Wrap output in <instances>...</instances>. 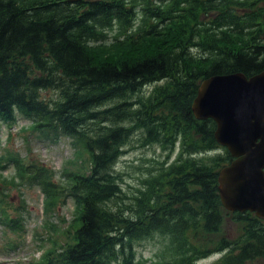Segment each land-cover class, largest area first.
I'll return each mask as SVG.
<instances>
[{
	"label": "trees",
	"instance_id": "trees-1",
	"mask_svg": "<svg viewBox=\"0 0 264 264\" xmlns=\"http://www.w3.org/2000/svg\"><path fill=\"white\" fill-rule=\"evenodd\" d=\"M262 72L264 0H0V145L1 126L21 117L40 139H71L76 156L61 177L0 157L2 171L15 168L13 184L40 189L47 227H58L67 198L75 203L68 241L50 239L36 264H134V242L158 233L171 255L159 264L264 259V220L223 208L219 173L233 158L216 123L192 108L204 80ZM137 133L167 157L129 196L116 165ZM6 209L0 200V221L21 236L25 219ZM227 215L243 235L215 242Z\"/></svg>",
	"mask_w": 264,
	"mask_h": 264
},
{
	"label": "rangeland",
	"instance_id": "rangeland-1",
	"mask_svg": "<svg viewBox=\"0 0 264 264\" xmlns=\"http://www.w3.org/2000/svg\"><path fill=\"white\" fill-rule=\"evenodd\" d=\"M141 16L142 14L139 12V20ZM112 35L113 33L110 34V36ZM193 52L202 54L203 49L201 51L195 49ZM48 95L54 96L52 93H48ZM29 126L30 122L21 117L13 126H1L0 157L6 159L19 155L27 162L43 163L45 166L56 170L60 177L63 176L61 172L64 168L69 167L68 162L76 157L71 139L61 137L57 142L40 139L36 133L28 130ZM140 137L141 133H137L133 137L131 143L126 147L127 154L116 165V170L122 179L121 186L129 196L136 194L142 188V180L148 171L156 167L159 162L165 161L167 157V152L158 146H142ZM177 153L178 149H176L173 158ZM6 164L5 160L1 162L2 166ZM14 176L15 168L13 165H9L5 171L0 169V192L6 191L5 195L2 194L4 196L0 195V200L7 208L9 218L16 219L23 216L25 219L24 232L20 236L0 221V264H36L42 261L46 250L52 245L50 239L58 242L68 241V227L75 218V203L72 199L67 198L66 203L59 207L56 215L52 218V222L58 227L49 228L44 225L47 218L43 213L44 196L40 189L31 187L28 183L19 185V181H16L15 185L13 181L11 182ZM4 178L7 179V182L3 181ZM5 217L0 213L1 220H4ZM48 229L54 232H50ZM242 235V225L237 224L232 216L227 215L220 233L212 239L215 242H220L226 238L234 243L240 240ZM153 236L150 239L134 242V264L169 262L171 259L168 249L170 241L168 242L160 233ZM214 254L205 259L199 258L198 264L215 263L221 254ZM249 264H264V259Z\"/></svg>",
	"mask_w": 264,
	"mask_h": 264
},
{
	"label": "water",
	"instance_id": "water-1",
	"mask_svg": "<svg viewBox=\"0 0 264 264\" xmlns=\"http://www.w3.org/2000/svg\"><path fill=\"white\" fill-rule=\"evenodd\" d=\"M192 108L196 119L216 123V141L234 159L219 173L224 209L264 220V72L210 77Z\"/></svg>",
	"mask_w": 264,
	"mask_h": 264
},
{
	"label": "bare ground",
	"instance_id": "bare-ground-1",
	"mask_svg": "<svg viewBox=\"0 0 264 264\" xmlns=\"http://www.w3.org/2000/svg\"><path fill=\"white\" fill-rule=\"evenodd\" d=\"M150 88V87H149ZM145 91H147V89L145 88ZM149 92V91H148ZM198 120V119H197ZM131 143V142H130ZM129 145V144H128ZM125 149V148H124ZM221 150V149H220ZM126 152V151H125ZM217 152V151H216ZM222 152V151H221ZM180 153V152H179ZM219 153V152H218ZM209 154V153H208ZM211 154V153H210ZM215 154V153H214ZM213 154V155H214ZM230 154V153H229ZM179 155V154H178ZM217 155V154H216ZM219 155V154H218ZM122 157V156H121ZM202 156H200V158H201ZM204 157V156H203ZM212 157V156H211ZM174 163V162H173ZM230 164V163H229ZM158 235V234H157ZM154 237V236H153ZM152 238V237H151ZM150 239V238H149Z\"/></svg>",
	"mask_w": 264,
	"mask_h": 264
}]
</instances>
